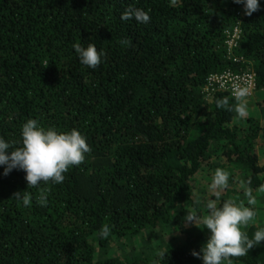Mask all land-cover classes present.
Wrapping results in <instances>:
<instances>
[{"label": "trees", "instance_id": "trees-1", "mask_svg": "<svg viewBox=\"0 0 264 264\" xmlns=\"http://www.w3.org/2000/svg\"><path fill=\"white\" fill-rule=\"evenodd\" d=\"M74 43L95 45L102 63L82 65ZM227 70L256 73L259 115L239 118L228 93L207 97V77ZM263 97L264 0L252 16L231 0H0V137L21 147L36 119L90 148L60 184L28 189L23 171L0 167V264H202L192 252L210 232L186 223L204 215L197 175L226 168L237 189L241 169L253 193L264 184ZM27 190L30 208L12 200ZM251 207L249 238L264 228ZM233 264H264V241Z\"/></svg>", "mask_w": 264, "mask_h": 264}, {"label": "clouds", "instance_id": "clouds-1", "mask_svg": "<svg viewBox=\"0 0 264 264\" xmlns=\"http://www.w3.org/2000/svg\"><path fill=\"white\" fill-rule=\"evenodd\" d=\"M231 2L241 5L246 16H252L261 8V0H231ZM134 18L138 23H148L150 19L143 9L135 10ZM73 48L82 65L95 69L102 63L104 53L98 51L95 45L89 43L85 46L74 43ZM248 94L247 88L236 89L233 92L237 103L234 109L229 110H234L239 118H244L248 114L249 100L245 99ZM227 104V98L217 100V107H224ZM21 138L22 146L14 148L10 142L0 137V167L3 168L4 176H8L14 170L23 171L28 189L38 187L41 182L62 183L65 178L64 173L70 167L83 163L85 154L90 151L86 138L78 130L57 131L54 127L45 128L36 119H28L22 125ZM250 184V180L239 181V187L243 189L248 206L243 202L237 205L232 200H225L218 207L216 200H209L206 202V215L188 216L186 223H194L197 227L203 225L210 231V236L201 250L192 252L202 264H233L234 257L246 255L254 246L264 241V228L256 230L251 238L241 231V227L247 226L256 216L251 206L257 201L253 189L248 186ZM228 186V173L224 169L217 168L212 176L210 188L219 196V192L227 189ZM256 191L264 192V184ZM12 200L25 208H30L33 204V194L28 190L18 191L13 194ZM35 202L38 206L46 207L47 193L41 191ZM99 234L102 238L108 237L109 225H103ZM161 255L165 256L164 253Z\"/></svg>", "mask_w": 264, "mask_h": 264}, {"label": "rangeland", "instance_id": "rangeland-1", "mask_svg": "<svg viewBox=\"0 0 264 264\" xmlns=\"http://www.w3.org/2000/svg\"><path fill=\"white\" fill-rule=\"evenodd\" d=\"M247 112H248L247 116L259 115L260 109L258 107V104L256 102L248 101L247 102ZM219 168H221V167H219ZM221 169H224L227 173H229L228 169H226V168H221ZM240 170L241 169H238L236 171L238 184H239V180H240L239 176H242V172ZM212 176H213V174H209L205 169H202L200 171V173L197 175V178H198L197 181L198 182L196 183V188L192 193V195L194 197L193 199L197 201V203L195 202L197 204V206L200 209L203 208L202 211H203L204 215L207 214L206 202L209 200H216L218 207L225 200H232L234 203H236V201H242L243 204L247 203V200H244L245 196L243 195V189H241L239 186H236L237 189L236 188L231 189V187H230L231 184H228L229 190L224 189V190L219 192V196H215V195H217V192L210 188V185L212 183ZM253 194L256 197V201H257L256 203H258V205H260L262 207V209L264 210V192H258V191L254 190ZM261 217H262L261 223H262V225H264V213ZM194 228L199 229V230H206L203 227V225H198V227L196 226ZM206 231L210 232L209 230H206Z\"/></svg>", "mask_w": 264, "mask_h": 264}, {"label": "built area", "instance_id": "built-area-1", "mask_svg": "<svg viewBox=\"0 0 264 264\" xmlns=\"http://www.w3.org/2000/svg\"><path fill=\"white\" fill-rule=\"evenodd\" d=\"M241 38V33L239 29H235L232 33H229L227 45L229 51H232L238 46V42ZM237 61L242 62L243 59H237ZM247 88L249 94L245 97L246 101L253 100L257 93L259 92L257 75L254 71L248 70L241 73H235L233 71L227 70L222 73L210 74L205 82L204 92L207 97H210L215 92L228 93L233 99V92L236 89Z\"/></svg>", "mask_w": 264, "mask_h": 264}]
</instances>
